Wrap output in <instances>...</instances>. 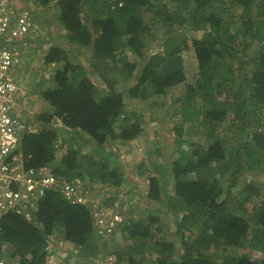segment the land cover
<instances>
[{"label": "trees", "instance_id": "16d2710c", "mask_svg": "<svg viewBox=\"0 0 264 264\" xmlns=\"http://www.w3.org/2000/svg\"><path fill=\"white\" fill-rule=\"evenodd\" d=\"M18 1L35 26L55 32L39 37L48 44L34 89L42 104L30 125L29 97L20 98L26 129L15 154L59 181L34 206L3 217L0 257L71 264L58 240L87 264L109 256V264H264V185L245 178L233 190L242 173L264 172V0ZM148 38L162 41L160 52L147 55ZM186 57L198 61L193 82ZM153 97L173 98L154 110L176 121L175 152L151 149L123 163L116 148L131 149L146 130L144 115L128 106ZM127 164L148 182L143 211L123 210L116 195L95 207L61 191L65 182L121 187L131 178ZM102 209L121 217L111 232L97 228Z\"/></svg>", "mask_w": 264, "mask_h": 264}, {"label": "built area", "instance_id": "2783aa9c", "mask_svg": "<svg viewBox=\"0 0 264 264\" xmlns=\"http://www.w3.org/2000/svg\"><path fill=\"white\" fill-rule=\"evenodd\" d=\"M34 27L30 8L20 6L16 0H0V241L3 217L8 212L22 208L24 202L34 206V200L58 186L57 179L47 167L27 169L15 154L26 129L19 119L22 105L19 101L18 44L33 35ZM61 188L68 199L84 201L75 185L66 183ZM22 212L31 217L30 210L24 208ZM115 225L116 219L110 222L107 231L111 232ZM0 264H8L5 256L0 257Z\"/></svg>", "mask_w": 264, "mask_h": 264}, {"label": "rangeland", "instance_id": "374dc122", "mask_svg": "<svg viewBox=\"0 0 264 264\" xmlns=\"http://www.w3.org/2000/svg\"><path fill=\"white\" fill-rule=\"evenodd\" d=\"M30 6L34 9L33 2L30 3ZM29 7V6H27ZM54 11V8L51 9L48 13V15H51ZM58 24V23H57ZM40 26H43L42 29L44 34H47L48 31L51 32V34L54 36L55 28L53 29L52 24L50 23H41ZM49 35V34H48ZM42 37V34H40ZM194 36H197L194 34ZM53 38V37H52ZM158 38V37H157ZM43 39V37H42ZM46 40H50L49 38H45ZM35 43H37L35 41ZM162 43L161 40L156 39H147V47L145 49V52L147 55L160 52L159 46ZM40 46V48H39ZM48 44L42 41H38V50L36 47H32L28 51L27 54V60H31L29 63V67L26 69L25 74L23 77L25 79H21L22 85H26L28 88V99L29 101L26 102L27 104V110L28 112L25 113L27 120L29 119L30 125H33L34 123V114L37 110H39L42 101L41 98L38 96V94H35V87H37V82L41 80L42 75L40 72L41 67L39 66V60H40V50L43 48H47ZM36 51L35 55L34 52ZM89 51V50H87ZM88 55V53H86ZM131 58H133L132 54H129ZM134 59V58H133ZM146 61V60H145ZM186 73H187V80L188 82H193L195 78L197 77V73L199 71V65L197 59L186 57ZM93 79L95 83H100L101 80L98 79V76L93 75ZM123 89V88H122ZM121 89V90H122ZM163 99H160L159 97H153L149 99H143L137 100L133 99L130 102V105L128 106L131 110H134L137 112V114H143L145 118V131L141 137L138 138L136 145L131 146V149L127 147H121L116 148V152L118 153L121 160H123V163L129 162V160L132 159V156L134 154L138 155L139 157L145 156L146 152L151 151V149L155 150L156 154L157 152H161L163 155L171 154L175 152V138L177 136L176 131L174 130V126L176 124V121L171 118L168 114H165L163 112V109L154 110L156 106H159L162 103ZM172 100H164L163 102L164 107L163 108H169L172 106ZM25 103V102H24ZM25 120V119H24ZM34 129V128H33ZM142 140L140 142L139 140ZM139 141V142H138ZM158 147H161V150H158ZM59 154V152H58ZM159 155V154H158ZM126 168L132 170L131 172V178L129 180H126V183L123 184L121 187H109L107 191H110V195H116L118 196V202H121L123 206V210H128L129 207L133 210H141L143 211V208L147 206L146 200L144 197H142V194L144 193V186L148 183L147 180H143V177H141L142 174L139 173V171L132 166V164H127ZM247 180H256L260 181L264 185V172L257 171L254 172V174L250 173H242L241 177L238 179L237 185L233 188L234 191L241 190L244 188V179ZM111 188V189H110ZM103 191L105 197L108 196V192ZM94 195L100 196L96 190H93ZM154 203H152V206ZM140 211V212H141ZM112 211H109L111 213ZM105 213V212H104ZM165 217L168 218V220L174 222V218L168 213V211L165 210ZM170 215V216H169ZM170 221V222H171ZM168 238L170 240L173 239V236L169 234ZM58 240H54L52 242L53 246H58L57 249L58 254L62 257H70V263L71 264H87V262L84 260H81V258L78 256L79 248H77L75 245H72L70 243H64V245H59ZM55 248V247H54ZM238 255H242L245 252H248L247 254L256 257H263V254L261 253H254L255 251H248L246 248H238L236 249ZM109 260H111V257H106L105 260H92L90 261L91 264H109Z\"/></svg>", "mask_w": 264, "mask_h": 264}, {"label": "clouds", "instance_id": "9594fccd", "mask_svg": "<svg viewBox=\"0 0 264 264\" xmlns=\"http://www.w3.org/2000/svg\"><path fill=\"white\" fill-rule=\"evenodd\" d=\"M16 1L18 2V4H20V6H23V5H21V3L18 0H16ZM24 7H27V6H24ZM38 28L42 29V26H40V25L35 26L34 29H33V32H32L33 35L31 37H28L27 39H25L24 42H22V43L19 42V44H18V50L20 51V54L18 56L19 57V63H18L17 70L19 71L21 79H25L23 77V75L25 74L26 69L29 67V63L31 62V60H27V54L28 53L24 54V51L26 49L30 50V49H32V47H36V49L38 50V41H39L40 34H44L43 30H39ZM37 36H38V38H37ZM35 41L37 43H35ZM39 48H40V46H39ZM35 53H36V51L34 52V55H35ZM40 53L41 54H40L39 66L41 67V69H43V66L46 65L44 63L45 50L42 48L40 50ZM41 69H40L39 74L41 73ZM90 70H91V67H90ZM20 86H21L20 94H23V95H20V98H22L24 96L27 97L29 95L28 88L26 87V85H22L21 81H20ZM19 119L21 120V122H23V114L21 112H20ZM51 174L53 175L52 172H51ZM57 181H59V180L57 179ZM66 183L67 182L62 183L61 187L64 184H66ZM77 189H78V191H77L78 195L82 196L84 198V201L83 202H75V203H84L85 204V203H88V202H94V203H97L96 205H94L95 207H97V206H100V203H101L100 201L104 198L103 197V195H104L103 191H107L109 189V187L104 186L103 184H98L97 187H94V188H89V189L86 188L85 189V188H83V185H82V186H78ZM93 190H96L101 195L100 196H98V195L96 196L93 193L91 194L90 192H93ZM61 191H62V188H61ZM107 192H108V196L106 195L105 197H107V198L111 197V195L109 194L110 191H107ZM94 197L97 198L96 201L94 200ZM26 209H28V208H26ZM15 210H18V209H15ZM11 211H14V210H11ZM102 211L103 212L100 213V217H99V219L97 221V228L99 230V233H102V232H100V230H102V229H104V232H105V230H107L106 229L107 226H109L110 222L113 221L114 219H116V224H118V222L121 220V217L119 216L118 212L113 210V209L112 210H106V209L103 210L102 209ZM109 211H112V212L109 213ZM22 213H24V212H22ZM25 216H26V214H25ZM52 238L54 239V236Z\"/></svg>", "mask_w": 264, "mask_h": 264}]
</instances>
